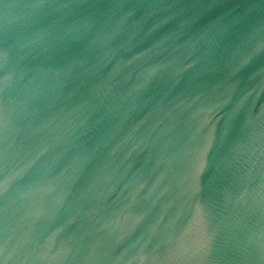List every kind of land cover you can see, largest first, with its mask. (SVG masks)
<instances>
[{"label": "water", "instance_id": "95a60500", "mask_svg": "<svg viewBox=\"0 0 264 264\" xmlns=\"http://www.w3.org/2000/svg\"><path fill=\"white\" fill-rule=\"evenodd\" d=\"M0 264H264V0H0Z\"/></svg>", "mask_w": 264, "mask_h": 264}]
</instances>
